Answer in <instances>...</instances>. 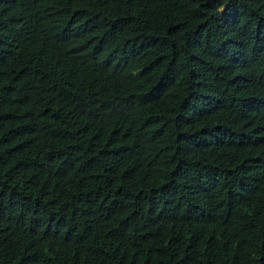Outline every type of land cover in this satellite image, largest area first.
Returning <instances> with one entry per match:
<instances>
[{
	"label": "trees",
	"instance_id": "16d2710c",
	"mask_svg": "<svg viewBox=\"0 0 264 264\" xmlns=\"http://www.w3.org/2000/svg\"><path fill=\"white\" fill-rule=\"evenodd\" d=\"M0 264H264V0H0Z\"/></svg>",
	"mask_w": 264,
	"mask_h": 264
},
{
	"label": "clouds",
	"instance_id": "9594fccd",
	"mask_svg": "<svg viewBox=\"0 0 264 264\" xmlns=\"http://www.w3.org/2000/svg\"><path fill=\"white\" fill-rule=\"evenodd\" d=\"M224 5V10H225V8H226V3L225 4H223ZM223 5H221L220 6V8L223 6ZM219 8V11H221V9ZM221 12H223V11H221Z\"/></svg>",
	"mask_w": 264,
	"mask_h": 264
},
{
	"label": "rangeland",
	"instance_id": "374dc122",
	"mask_svg": "<svg viewBox=\"0 0 264 264\" xmlns=\"http://www.w3.org/2000/svg\"><path fill=\"white\" fill-rule=\"evenodd\" d=\"M220 9H221V11H224V5Z\"/></svg>",
	"mask_w": 264,
	"mask_h": 264
}]
</instances>
